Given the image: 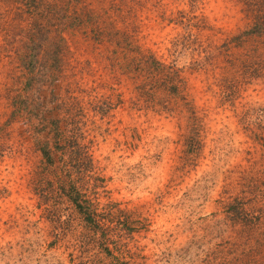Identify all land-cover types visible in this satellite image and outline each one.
<instances>
[{
  "label": "rangeland",
  "instance_id": "374dc122",
  "mask_svg": "<svg viewBox=\"0 0 264 264\" xmlns=\"http://www.w3.org/2000/svg\"><path fill=\"white\" fill-rule=\"evenodd\" d=\"M0 264H264V0H0Z\"/></svg>",
  "mask_w": 264,
  "mask_h": 264
},
{
  "label": "trees",
  "instance_id": "16d2710c",
  "mask_svg": "<svg viewBox=\"0 0 264 264\" xmlns=\"http://www.w3.org/2000/svg\"><path fill=\"white\" fill-rule=\"evenodd\" d=\"M253 31H257L256 25L251 28L250 33H252Z\"/></svg>",
  "mask_w": 264,
  "mask_h": 264
}]
</instances>
